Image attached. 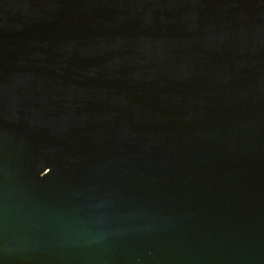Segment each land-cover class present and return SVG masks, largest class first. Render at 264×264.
<instances>
[{"label": "water", "instance_id": "95a60500", "mask_svg": "<svg viewBox=\"0 0 264 264\" xmlns=\"http://www.w3.org/2000/svg\"><path fill=\"white\" fill-rule=\"evenodd\" d=\"M0 264H264V0H0Z\"/></svg>", "mask_w": 264, "mask_h": 264}]
</instances>
